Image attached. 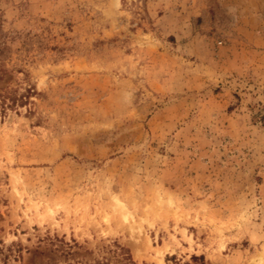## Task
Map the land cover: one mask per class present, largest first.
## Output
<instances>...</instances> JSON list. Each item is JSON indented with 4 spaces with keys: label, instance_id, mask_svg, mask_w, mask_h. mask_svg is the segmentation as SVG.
I'll return each mask as SVG.
<instances>
[{
    "label": "rangeland",
    "instance_id": "1",
    "mask_svg": "<svg viewBox=\"0 0 264 264\" xmlns=\"http://www.w3.org/2000/svg\"><path fill=\"white\" fill-rule=\"evenodd\" d=\"M259 253L264 0H0V264Z\"/></svg>",
    "mask_w": 264,
    "mask_h": 264
},
{
    "label": "bare ground",
    "instance_id": "2",
    "mask_svg": "<svg viewBox=\"0 0 264 264\" xmlns=\"http://www.w3.org/2000/svg\"><path fill=\"white\" fill-rule=\"evenodd\" d=\"M254 264H262L264 263V255L261 253L257 254V256L253 259Z\"/></svg>",
    "mask_w": 264,
    "mask_h": 264
}]
</instances>
